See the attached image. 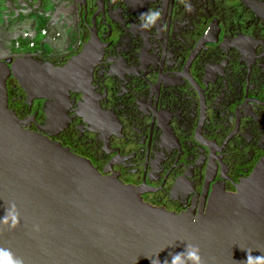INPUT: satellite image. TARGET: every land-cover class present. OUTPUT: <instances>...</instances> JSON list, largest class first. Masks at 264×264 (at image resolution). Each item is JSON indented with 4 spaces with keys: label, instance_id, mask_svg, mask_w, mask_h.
I'll list each match as a JSON object with an SVG mask.
<instances>
[{
    "label": "flooded vegetation",
    "instance_id": "obj_1",
    "mask_svg": "<svg viewBox=\"0 0 264 264\" xmlns=\"http://www.w3.org/2000/svg\"><path fill=\"white\" fill-rule=\"evenodd\" d=\"M23 56L80 78L53 108L10 76L26 127L154 207L198 215L264 175V0H0V60Z\"/></svg>",
    "mask_w": 264,
    "mask_h": 264
},
{
    "label": "water",
    "instance_id": "obj_2",
    "mask_svg": "<svg viewBox=\"0 0 264 264\" xmlns=\"http://www.w3.org/2000/svg\"><path fill=\"white\" fill-rule=\"evenodd\" d=\"M75 68L25 56L0 60V218L12 204L20 218L15 229L0 224V247L24 264H151L149 258L170 264L169 254L187 244L200 247L204 264H243L247 250L264 255L259 170L234 192L214 191L198 215L176 213L150 205L137 188L27 128L9 100L8 78L26 93L24 103L45 98L54 108L79 83Z\"/></svg>",
    "mask_w": 264,
    "mask_h": 264
},
{
    "label": "clouds",
    "instance_id": "obj_3",
    "mask_svg": "<svg viewBox=\"0 0 264 264\" xmlns=\"http://www.w3.org/2000/svg\"><path fill=\"white\" fill-rule=\"evenodd\" d=\"M162 18L161 9H148L147 12L141 13L138 17L139 27L147 30L153 27ZM20 222L19 212L14 204L9 205L5 211V215L0 218V224L10 229H15ZM37 230L38 227H37ZM252 250H247V257L243 264H264V255L254 256ZM171 256L170 264H204L201 256V250L198 245L187 244L186 249L182 252L169 254ZM149 258V257H148ZM151 259V264H161L159 259ZM0 264H24L22 258L15 257L10 249L0 247ZM163 264H169L165 259Z\"/></svg>",
    "mask_w": 264,
    "mask_h": 264
}]
</instances>
